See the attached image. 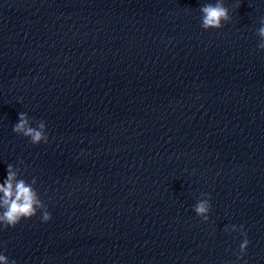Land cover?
Returning <instances> with one entry per match:
<instances>
[{
	"label": "clouds",
	"instance_id": "clouds-1",
	"mask_svg": "<svg viewBox=\"0 0 264 264\" xmlns=\"http://www.w3.org/2000/svg\"><path fill=\"white\" fill-rule=\"evenodd\" d=\"M201 27L204 30L220 29L225 23L230 22L232 17L230 10L225 6L224 0H215V3H205L200 7ZM259 37L257 47L264 50V18L260 20V27L256 31ZM33 121L25 112L19 113L18 123L13 125V132L29 138L33 145L40 143H48L49 137L46 131V122L40 120L35 122L36 126H32ZM23 164V161H19ZM20 169L12 164L7 166V177L3 183H0V230L15 228L22 219H30L36 216L38 211L42 213L41 220L48 222L51 220V213L47 210V206L42 202L38 192L34 188L36 179L33 178L31 183L23 178H19ZM202 198L194 205V211L202 221L209 220V212L211 210V195L207 193L201 194ZM225 231L239 232L243 236V240L239 245L236 255L237 260H242L247 254V248L250 241L247 238V232L243 225L239 228L231 225L225 228ZM0 264H16L15 260H10L5 254L0 253ZM246 264V262H245Z\"/></svg>",
	"mask_w": 264,
	"mask_h": 264
}]
</instances>
